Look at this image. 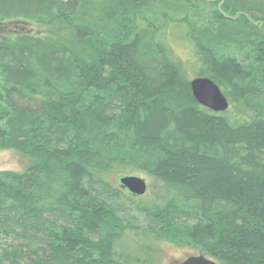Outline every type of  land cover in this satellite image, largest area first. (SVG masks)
Returning <instances> with one entry per match:
<instances>
[{
  "label": "trees",
  "instance_id": "obj_1",
  "mask_svg": "<svg viewBox=\"0 0 264 264\" xmlns=\"http://www.w3.org/2000/svg\"><path fill=\"white\" fill-rule=\"evenodd\" d=\"M198 77L227 111L197 102ZM0 149L31 159L0 171V264H155L169 237L264 264V0H0ZM124 175L165 185L166 209Z\"/></svg>",
  "mask_w": 264,
  "mask_h": 264
},
{
  "label": "rangeland",
  "instance_id": "obj_2",
  "mask_svg": "<svg viewBox=\"0 0 264 264\" xmlns=\"http://www.w3.org/2000/svg\"><path fill=\"white\" fill-rule=\"evenodd\" d=\"M259 15V14H257ZM2 26L7 27L9 30H16L17 32L23 29L25 32L30 33L31 35L35 36H46L47 31L38 27L37 25L26 22L24 20H14L8 23L3 24ZM11 33V31H10ZM66 34H64L65 36ZM69 45L71 47L74 46L73 43L70 42V39H67ZM175 51L180 58L186 57V50L179 46L175 45ZM178 57V58H179ZM31 164V159L29 156L22 154L19 151L9 149V150H2L0 149V171H13L16 173H23ZM148 182V192L147 194L139 200H136L138 205L141 206H151L152 202L158 205L159 211H164L166 208V201L165 198L170 191L163 185L160 181L155 180L154 178L148 177L145 175L143 177ZM156 200V201H155ZM126 207V220H133L136 219L135 215L137 212L134 210L135 207L131 206L128 201L124 200ZM125 217V216H124ZM140 217H138L139 219ZM137 220V219H136ZM7 242V239L0 233V243ZM125 242L135 249H139V247L146 246L148 242L145 238L140 236L137 238L134 235H128L125 238ZM139 244V245H137ZM160 250L152 256V260L155 264H181L184 260H186L190 256L199 255L198 252L195 251L191 246L187 245L185 242L180 241L178 238L169 237L166 240H162L159 242ZM143 258H147L146 256H142ZM149 257L147 258V261ZM216 261V260H215ZM220 264L218 261H216Z\"/></svg>",
  "mask_w": 264,
  "mask_h": 264
},
{
  "label": "water",
  "instance_id": "obj_3",
  "mask_svg": "<svg viewBox=\"0 0 264 264\" xmlns=\"http://www.w3.org/2000/svg\"><path fill=\"white\" fill-rule=\"evenodd\" d=\"M191 90L199 104L209 110L222 113L229 109L230 102L220 87L206 77L194 78L191 81ZM119 185L130 195L137 198L144 197L148 192V182L145 178L135 175H124L118 178ZM181 264H218L215 260L204 255L190 256Z\"/></svg>",
  "mask_w": 264,
  "mask_h": 264
}]
</instances>
